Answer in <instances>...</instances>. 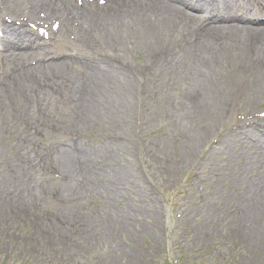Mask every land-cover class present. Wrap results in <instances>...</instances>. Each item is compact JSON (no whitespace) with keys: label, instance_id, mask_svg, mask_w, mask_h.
Here are the masks:
<instances>
[{"label":"rangeland","instance_id":"rangeland-1","mask_svg":"<svg viewBox=\"0 0 264 264\" xmlns=\"http://www.w3.org/2000/svg\"><path fill=\"white\" fill-rule=\"evenodd\" d=\"M74 37L42 38L47 45L40 41L39 47L47 57H77L71 70L83 78L91 69ZM174 40L162 45L165 58L191 45L187 35ZM136 49L118 57L137 74L131 124L122 122L115 132L109 130L116 121L96 126L82 138L110 168L105 183L81 200L65 192L69 175L59 161L70 141L55 126L64 110L15 107L2 82L7 63L0 55V264H264L263 218L257 215L264 176L256 169L235 180L264 150L254 135L260 136L259 125L251 123L256 116L264 124V100L242 96L228 103L222 123L187 159L190 138L181 137L179 117L171 114L183 101L184 83L162 72L164 56ZM242 140L251 153L226 154L225 147L238 149ZM123 167L133 176L126 186L117 175ZM85 216L94 219L93 232Z\"/></svg>","mask_w":264,"mask_h":264},{"label":"bare ground","instance_id":"bare-ground-1","mask_svg":"<svg viewBox=\"0 0 264 264\" xmlns=\"http://www.w3.org/2000/svg\"><path fill=\"white\" fill-rule=\"evenodd\" d=\"M201 14L203 22L198 19ZM65 35L75 36L85 47V66L91 70L83 78L71 70L77 57L66 53L47 57L45 48L39 47L47 45L43 39ZM185 35L191 45L165 58L162 45ZM136 48L149 57L164 56L162 72L168 70L177 76L175 82L184 83L183 101L171 114L179 117L181 137L190 138L187 159L222 123L228 103L242 96L249 102L264 100V0H0L5 91L20 109L41 104L44 109L64 110L55 126L70 135L59 161L69 175L65 192L73 198L94 194L110 168L98 158L99 151L83 145L82 138L96 126L116 121L117 127L109 130L115 132L122 122L131 124L137 74L118 57L131 55L129 50ZM252 118V127L259 125L261 133L254 135L264 143V124ZM237 147H225L226 154L233 158L239 149L253 150L247 141H239ZM129 153L133 151L128 148ZM258 155V161L249 170L238 171L235 180L256 169L264 176V150ZM126 169L117 173L124 186L133 178ZM257 215L263 218V232L264 206ZM84 222L88 232L96 230L93 218L85 216Z\"/></svg>","mask_w":264,"mask_h":264}]
</instances>
